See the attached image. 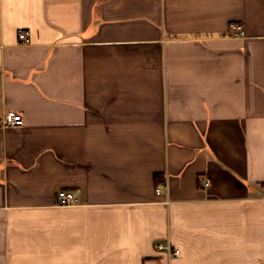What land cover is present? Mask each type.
I'll use <instances>...</instances> for the list:
<instances>
[{"label": "crops", "instance_id": "0c3cea01", "mask_svg": "<svg viewBox=\"0 0 264 264\" xmlns=\"http://www.w3.org/2000/svg\"><path fill=\"white\" fill-rule=\"evenodd\" d=\"M0 264H264V0H0Z\"/></svg>", "mask_w": 264, "mask_h": 264}, {"label": "built area", "instance_id": "2783aa9c", "mask_svg": "<svg viewBox=\"0 0 264 264\" xmlns=\"http://www.w3.org/2000/svg\"><path fill=\"white\" fill-rule=\"evenodd\" d=\"M231 34L235 38H244L246 36V33L243 27L240 25L232 26ZM18 37H19V40L23 44L30 43V36L28 32L23 31V30L19 31ZM23 125H24V118L19 113H7L1 121V126L6 129L21 127ZM203 185L206 188L209 187L208 182H204ZM157 194L158 195L161 194V187H158ZM57 200H58L59 206L61 207H70V206H73L76 202L74 194L66 192V191H60L57 195ZM160 249H164V248L160 247ZM168 251L171 253L170 254L171 257L174 259H177L180 256V251H172L170 249H168Z\"/></svg>", "mask_w": 264, "mask_h": 264}]
</instances>
